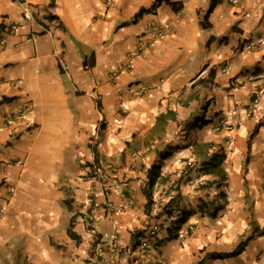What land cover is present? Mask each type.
<instances>
[{
    "label": "crops",
    "instance_id": "obj_1",
    "mask_svg": "<svg viewBox=\"0 0 264 264\" xmlns=\"http://www.w3.org/2000/svg\"><path fill=\"white\" fill-rule=\"evenodd\" d=\"M211 1L0 0V264H142L170 199L156 255L264 264V0H218L204 27ZM27 105L28 128L3 126ZM218 154L223 177L202 170Z\"/></svg>",
    "mask_w": 264,
    "mask_h": 264
},
{
    "label": "built area",
    "instance_id": "obj_2",
    "mask_svg": "<svg viewBox=\"0 0 264 264\" xmlns=\"http://www.w3.org/2000/svg\"><path fill=\"white\" fill-rule=\"evenodd\" d=\"M241 0H229L230 3H232L233 5H236L240 2ZM11 27V26H10ZM11 29H15V26H12ZM152 31L155 32V36L156 37H162L163 36V30L162 28H158L156 26H153L151 28ZM2 43H4V41H2ZM145 47H147V43L140 41L139 45L137 47V49L135 50V52L131 53V55L128 57L127 61H126V65L125 68H129L131 67L132 64V60L133 57L139 56L141 53L144 52V50L146 49ZM254 47V43L253 42H247L243 48H248V49H252ZM116 73V71H115ZM114 73V75H115ZM249 80H252L253 77L249 76L248 77ZM262 96V92L259 91L256 94V97L252 103V107L251 109H249L247 111L248 115L251 116L254 113V109H255V105L259 103L260 99ZM32 107L30 105L25 106L24 109H22L19 112H16L12 115H6L3 118V126L5 128H9L11 126H13L14 130L12 131H18L16 130L17 126H23L27 128L29 127V122L27 119V114L30 113ZM235 112V109H232L229 111L228 114L223 115L221 118L218 119V121L214 124L213 126V130L215 132H231L233 131V125L231 123V121L229 120V114H232ZM105 168L101 165V163L99 162H94L91 167H90V176L91 178L104 183V180L106 179L105 176ZM204 182V180H193L190 179L188 181V185H191L193 187H198L200 184H202ZM214 190V186L213 188H210V190ZM106 193H108V191H106ZM156 191H154L153 196H156ZM159 193V192H158ZM92 196V193L91 195ZM89 196L88 198V202L89 204L92 203V198ZM172 200L174 199H170L165 207V214H166V219L164 221H160V222H155L152 225H149L148 228L146 229V233L141 236L139 238L138 241V249H139V253H140V260L142 264H170L168 263L165 258L162 256L161 253L157 254L159 249L161 248V238H160V232L163 230H169L172 225L177 222L178 220L181 219L182 214H183V208L182 206V200L181 201H177L175 202V200L172 202ZM206 208L208 210H210L212 208V205L210 202L206 203ZM88 225H89V233L91 234H95L96 233V229L93 227V223L96 221V215L93 213H89L87 215L86 218ZM109 244L111 246V248L113 250L117 249L119 247L118 245V233L115 230L109 237ZM154 261H151V256H155Z\"/></svg>",
    "mask_w": 264,
    "mask_h": 264
},
{
    "label": "trees",
    "instance_id": "obj_3",
    "mask_svg": "<svg viewBox=\"0 0 264 264\" xmlns=\"http://www.w3.org/2000/svg\"><path fill=\"white\" fill-rule=\"evenodd\" d=\"M162 1L163 0H159L158 4L161 3ZM218 2H219L218 0H212L211 1L210 7H209L204 19L202 20L203 21L202 25L204 27H208V24H206V21L208 19V15L214 10V8L216 7ZM169 4L171 5V7L175 11H179L181 9V4L172 3V2H169ZM222 156L223 155H219V154L217 156L215 155L211 161L206 162V163L203 164L202 170L204 172H206V173H220L222 175V177H223V173H222V170L220 168V162H221V157ZM155 169H156V167L151 168L149 173H148V177H149V180H150V185H149L150 188H152L154 186V184H155V179H154V174H155L154 170ZM262 232H264V229L262 230ZM243 245H244L243 242L241 244H239V249L242 248Z\"/></svg>",
    "mask_w": 264,
    "mask_h": 264
},
{
    "label": "rangeland",
    "instance_id": "obj_4",
    "mask_svg": "<svg viewBox=\"0 0 264 264\" xmlns=\"http://www.w3.org/2000/svg\"><path fill=\"white\" fill-rule=\"evenodd\" d=\"M214 209H215V208H214ZM214 209H213V207H212L210 212H213ZM214 211H215V210H214Z\"/></svg>",
    "mask_w": 264,
    "mask_h": 264
},
{
    "label": "clouds",
    "instance_id": "obj_5",
    "mask_svg": "<svg viewBox=\"0 0 264 264\" xmlns=\"http://www.w3.org/2000/svg\"><path fill=\"white\" fill-rule=\"evenodd\" d=\"M102 165V164H101Z\"/></svg>",
    "mask_w": 264,
    "mask_h": 264
}]
</instances>
